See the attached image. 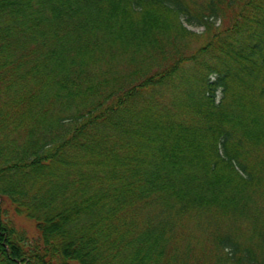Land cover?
Returning <instances> with one entry per match:
<instances>
[{"label":"trees","instance_id":"obj_1","mask_svg":"<svg viewBox=\"0 0 264 264\" xmlns=\"http://www.w3.org/2000/svg\"><path fill=\"white\" fill-rule=\"evenodd\" d=\"M0 264H264V0H0Z\"/></svg>","mask_w":264,"mask_h":264},{"label":"rangeland","instance_id":"obj_2","mask_svg":"<svg viewBox=\"0 0 264 264\" xmlns=\"http://www.w3.org/2000/svg\"><path fill=\"white\" fill-rule=\"evenodd\" d=\"M187 27L197 33L202 31V27L200 26L187 24ZM13 219L16 227L19 230H24L28 237L36 236L37 233L34 226V222L31 219L25 217L24 215L13 216Z\"/></svg>","mask_w":264,"mask_h":264}]
</instances>
